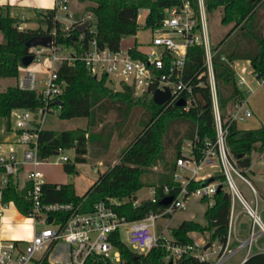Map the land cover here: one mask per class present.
Wrapping results in <instances>:
<instances>
[{
  "label": "trees",
  "instance_id": "16d2710c",
  "mask_svg": "<svg viewBox=\"0 0 264 264\" xmlns=\"http://www.w3.org/2000/svg\"><path fill=\"white\" fill-rule=\"evenodd\" d=\"M89 2L85 11L95 18V33L85 32L87 38L95 37L99 45L118 49L124 37L135 35L139 30L140 10H147L144 27L156 29L160 26L165 9L178 0H78ZM207 12L222 8L220 22L232 24L222 40L212 48V66L220 114L226 119L228 109L235 102L244 99L247 92L238 83L234 62L239 59L250 61L253 75L263 81L264 86V0H204ZM55 9L39 13L38 24L46 29H19L20 21L8 15L0 14V30L4 41L0 44V78L15 77L22 66V58L31 53L26 42L35 35H44L55 29V45L77 46L78 30L75 23L66 35L63 24L56 18ZM205 54L202 46L188 48L185 59L184 77L190 80L193 91L200 95L199 103L189 111H183L175 103L157 105L148 94L136 96L133 86L121 83V89L113 90L107 85V76L94 78L80 60L68 65L60 63L58 78L64 81V89L57 100L60 106L50 103L51 110L59 109L60 118L87 117L88 128L55 131L41 128L38 130V155L46 160L57 148L72 149L77 163L86 161L87 144L95 138L93 129L102 123L105 114L116 110L120 119L133 108L143 109L140 123L142 129L134 136L130 144L122 151L120 159L112 167L99 173L97 179L83 195H78L72 183H44L41 186V201L44 203L74 202L80 203L83 211L91 210L101 200L114 199L119 203L114 210L126 221L142 219L149 212H158L162 205L163 188L168 187L171 194L180 189V183L173 178L176 159L181 155L184 141H193L198 136L200 143L204 139H215V126L211 104V94L207 77L203 73ZM199 81L204 84L197 86ZM43 105L35 91L24 90L16 85L0 91V117L7 120L13 109L24 108L37 110ZM96 110H100L98 114ZM120 133V132H119ZM122 134V133H120ZM123 136V135H122ZM227 145L237 166L247 178L251 166L252 151L264 150V124L258 128L240 130L235 123L228 127ZM169 155V156H168ZM161 164L162 171L152 183L146 180L151 167ZM66 173L76 172L71 160L64 162ZM6 199H12L20 212H26L24 190H17L14 177L8 176ZM212 179L219 180L221 189L211 198L201 200L208 203L204 216L205 224L184 219L178 226L170 228L172 243L177 245L192 244L189 233L209 230L211 239L222 248L227 241L231 196L224 183L223 175L217 173ZM248 179V178H247ZM200 182H191L190 187L199 186ZM145 186L155 190V201L144 199L134 205L136 192ZM210 203V204H209ZM172 214H167L170 217ZM114 247L120 252V261L116 264H170L166 259L168 251L161 241L146 253H138L124 243L118 231L111 238ZM88 264H103L102 260L90 258ZM172 264H210L209 260H200L191 253H184ZM240 264H264V251L251 253Z\"/></svg>",
  "mask_w": 264,
  "mask_h": 264
},
{
  "label": "built area",
  "instance_id": "2783aa9c",
  "mask_svg": "<svg viewBox=\"0 0 264 264\" xmlns=\"http://www.w3.org/2000/svg\"><path fill=\"white\" fill-rule=\"evenodd\" d=\"M68 1L56 0L55 10L67 12ZM206 13L204 0H178L165 9L160 26L149 29L150 36L145 42L147 49L143 50L136 45L127 48L120 45L118 49H110L106 45H99L95 37L87 38L86 31L89 34L95 33V18L91 12L86 11L73 21L76 28L79 24L88 23L85 31H78L75 38L77 49L73 46L55 45V29L46 33L52 37L50 48L36 46L30 49L34 56L31 63L44 62V77H37L36 68L29 67L31 63L22 65L16 76V86L35 91L43 105L35 111L18 108L10 112L15 116L18 143L24 149L19 155L14 144L0 142V227L4 211L9 204H15L14 200L5 198L8 176L12 175L16 189L24 190L27 207L24 214L32 220V235L26 241L21 238L0 239V264H88L90 258L100 259L103 264H116L120 261V252L114 247L111 238L116 231L121 237L122 227L128 242L138 253H146L161 241L168 251L166 259L170 258L173 262L182 254L191 253L200 260H209L210 264H221L228 257L227 241L223 248L221 245L212 248L216 259L211 261L208 252L210 248H199L195 243L177 245L171 242L172 238L164 230H156L158 219L185 208L188 199L211 198L220 184L219 180L212 179L217 173L223 175L231 196L230 219L235 198L244 205L252 219L249 236L245 241L247 250H250L259 235H264V221L256 207L252 208L244 201L234 175L248 184L256 195L255 189L237 166L226 141L229 125L252 117L253 112L247 106L245 97L231 105L226 119L220 114ZM66 16L72 18L69 13ZM70 26L71 24L63 25L66 35L70 33ZM18 28L22 29L20 26ZM197 45L202 46L205 54L203 73L207 77L211 94L215 139L206 138L200 143L198 136H195V140L188 141L187 146L182 147L189 152L181 151L173 172V178L180 183V189L175 194H171L168 187H164L162 191L163 198L172 196L170 203L158 212H149L142 219L129 222L114 210L113 206L119 203L114 199L98 201L88 211H83L80 203L42 202L41 186L46 182L40 167L48 161L38 155L37 137L45 114L51 111L50 103L57 100L64 89V81L59 80L57 73L60 63L66 61L68 65H72L80 60L91 75L96 78L105 75L110 81L118 79L119 84L133 86L138 96L148 94L152 98L155 91H168L170 97L164 104H176L183 100V105H176L183 111H189L199 103L200 95L193 91L190 80L184 77L185 59L188 48ZM64 48H70L72 52L59 55ZM239 82L241 80L238 79ZM258 82L263 85L262 80ZM38 84L41 85L39 89ZM203 84V81H199L197 86L201 87ZM66 150L68 149L55 150V164L70 160L63 154ZM258 160L264 164V150L259 152ZM205 166L214 168V173L201 175ZM191 182L200 184L191 188ZM149 198L156 200L154 188ZM137 203L136 200L134 205ZM49 217L51 220H48ZM229 233L230 224L228 235ZM58 247L62 248L57 251Z\"/></svg>",
  "mask_w": 264,
  "mask_h": 264
},
{
  "label": "rangeland",
  "instance_id": "374dc122",
  "mask_svg": "<svg viewBox=\"0 0 264 264\" xmlns=\"http://www.w3.org/2000/svg\"><path fill=\"white\" fill-rule=\"evenodd\" d=\"M69 3L74 5L75 8H81L83 5L78 0H69ZM66 11L60 10V13H65ZM207 28L209 33V41L211 47L216 46L222 38L226 35V33L232 27V24L223 25L220 22L222 8H217L212 12H207ZM147 15V10H140L138 16V24L139 30L135 35L124 37L121 41V46L123 48H127L131 45H136L140 49L146 50L147 46L145 42L149 39L150 30L144 27L145 17ZM32 28L40 26L42 29H46L44 24L34 23L30 25ZM47 52V51H46ZM72 50L70 48H64L59 55H67ZM245 65L247 64L246 60H240ZM44 62L40 63H31L29 67H35L37 77L42 79L44 74L42 73ZM248 72L246 74H242L246 79L255 76L252 73L251 67L248 66ZM236 75L238 79L241 76L239 69L236 68ZM0 83V88L16 85L15 77H7L2 78ZM109 87H111L114 91L121 89V84H119L118 79L114 81L106 82ZM250 85H256L255 82L250 83ZM41 87L40 84L37 85V89ZM251 87L248 85L244 86V89L248 91ZM254 88V87H252ZM251 88V89H252ZM136 96H138L136 94ZM248 96V93H247ZM247 106L253 112L252 117L245 119L240 122L239 125L241 127L250 126L252 121L261 120L264 121V87H260L256 90L248 100ZM98 114L101 113L100 110H96ZM143 109L140 107L133 108V110L124 118L123 120L116 114V110H110L104 116V120L102 123H98L93 129H90L89 132L93 131L94 134H98L100 138H95L92 141H89L87 147L90 145V153L86 154V161L83 163H77L74 160V151L72 149H68L63 152V154L67 155L72 163L75 164L76 172L74 173H66L63 169L62 162L55 164L57 161V155H51L45 164L41 165V170L44 173L45 181L52 183H72L75 191L78 195H83L87 189L92 185V183L97 179L99 173L104 172L106 169L104 166H100L97 163V159L95 158H103L104 163H110L112 157H109L108 151L111 149H121L122 151L130 144L133 140L134 136L142 129V123H140L141 115ZM87 117H73V118H60L59 117V109L53 108L50 112H47L42 121V127L44 129L55 130V131H63V130H71L77 127L85 126L87 123ZM8 123L11 129H15V116L14 113H11L9 116ZM7 127V120L0 118V140L3 137L1 131L6 134H10V130H4ZM85 128H88V123ZM122 134H120V133ZM123 135V136H122ZM188 141H184L182 147L187 146ZM88 149V148H87ZM182 150H184L182 148ZM185 152H189L188 149L184 150ZM122 153V152H121ZM169 156V155H168ZM259 152L252 151L251 153V171L248 172L247 178L251 181V183L256 188L259 198L257 199L256 210L260 214L262 220L264 221V164L260 163L259 160ZM120 159V157H119ZM118 159V161H119ZM113 166V165H112ZM109 166L108 168L112 167ZM107 168V169H108ZM162 171L161 164L151 167L146 175V180L150 183L156 180L158 173ZM215 171L214 168L209 166H205L200 172L201 175L207 176L211 175ZM234 181L241 193V195L247 200L248 204L255 208V198L253 193L251 192L250 187L243 182L239 177L234 175ZM151 186H145L136 192V198L138 203L144 199H148L152 195ZM208 203L203 202L201 199L190 198L186 202V207L181 208L174 212L170 217H161L158 220V223L166 226V231L171 238L169 233L170 228L176 227L179 223L185 218H189L193 216L194 220L205 224L206 219L204 216L205 209ZM239 200L235 198L234 202V212L237 213L239 209ZM244 220H249L247 214L243 215ZM32 226V220L27 217L24 213L20 212L15 204H9L8 208L3 213V222L0 227V239H13L17 237L25 238L26 234L29 232ZM191 237V236H190ZM193 243L198 244L199 248H204L205 245H209V250L213 251L212 248H218L219 243L216 240L211 239V232L209 230L205 231H195L193 237H191ZM121 239L124 243H126L131 249L134 247L128 242L126 235L124 233V227L121 228ZM58 247L57 251L59 250ZM210 258L213 257V254L209 255ZM237 260V256L232 257L226 264H233Z\"/></svg>",
  "mask_w": 264,
  "mask_h": 264
},
{
  "label": "crops",
  "instance_id": "0c3cea01",
  "mask_svg": "<svg viewBox=\"0 0 264 264\" xmlns=\"http://www.w3.org/2000/svg\"><path fill=\"white\" fill-rule=\"evenodd\" d=\"M55 1L56 0H0V14L8 15L11 18H14V19L20 21V25L19 26L22 29H36V28H39L40 26L32 28L30 25L34 24V23H38L37 20H38V17H39V13H41V12L47 10V9H55ZM81 4L83 5L81 8H79V7L75 8L74 5H72L68 1V11L67 12L61 14L59 9L56 10L57 20L59 22H61L63 25L72 24L75 19L79 18L84 12H86L85 8L90 3L89 2H81ZM68 13L72 15V18H67L66 14H68ZM3 41H4V35H3L2 31L0 30V44ZM240 60H246L247 69H248V66L251 67V64H250L249 60H247V59H239V60H236L234 62V64H233L235 70L237 68V62L240 61ZM251 70H252V67H251ZM1 79L2 78H0V83L2 82ZM239 80H241V82H239V85H240V87L242 89H244L245 85H247V86L249 85L251 88L254 87L252 89L251 88L248 89V91L246 89H244L248 93V96L246 95L247 101L249 100L251 95L256 90H258L260 87H264L263 85H260L258 80L254 79L253 76L251 78H249V79H246L241 74ZM252 82L253 83L255 82L256 85H254V86L252 85L251 86L250 83H252ZM11 86H14V85H11ZM7 87H9V86L3 87V88L1 87L0 91L5 90ZM247 104H248V102H247ZM230 109H231V106L229 107L228 110H230ZM87 123H88V121H87ZM87 123H86V125H87ZM239 123L240 122L236 123V126H237L238 129H240V130H249V129H254V128L260 127L261 125L264 124V121L263 122L261 120L252 121L250 126H248V127H241L239 125ZM86 125L82 126V127H77V128H85ZM4 130H10L11 133L10 134H6L3 131H1L2 134H3V137L0 140V142L1 143H12V144H14L16 151L20 155L21 152L24 149V146L20 145L18 143V141H19L18 132L16 131V129H11L10 125H8V127H6V129H4ZM87 148H88L87 149V153L88 152L90 153V145ZM121 152H122L121 149H111L110 151H108L109 157H112V160H111L110 163H104L103 158L102 159L101 158H95V159H97L98 165L104 166V168L107 169L109 166H112V165H114L115 163L118 162V159L121 156ZM250 171H251V166H250ZM42 173H43V171H42ZM43 175H44V173H43ZM45 182H48V181H45ZM249 182H250L251 186L255 189V192H256V195L253 194L254 198H255L254 202H255V207H256L257 206V199L259 198V195H258V192H257L256 188L254 187V185L251 183L250 180H249ZM48 183H52V182H48ZM64 183H67V182H62V183H57V184H64ZM243 199L246 202V204L248 206H250L248 204L247 200L244 197H243ZM239 204L240 205H239V209H238L237 213H235L234 209H233L232 217L229 220V222H230L229 223L230 224V233L228 235L227 244H226L227 245V250L229 252L227 254L228 257L221 264H226V262L229 261L234 256H237V260L233 264H240L251 253L258 252V251H264V235L263 234L259 235V237L257 238L256 242L252 243L250 250L249 251L247 250V246H246L245 241L247 240V238L249 236L250 227H251V220L252 219H251L250 215L247 213V211L245 210L244 205L240 201H239ZM244 214L248 215V217H249L248 221L244 220V218H243ZM185 219L194 220L193 216H190L189 218H185ZM158 220H157V229L156 230L157 231L164 230L165 233L168 234V232L166 231V226H163V225L159 224ZM194 234H195V232L189 233V235L191 237H193ZM31 235H32V228L26 234L25 238H22V237H17V238H21L24 241H26V240L30 239ZM208 252H210V254H213V257L210 258V260L214 261L216 259V253H214V252L212 253L211 250H208Z\"/></svg>",
  "mask_w": 264,
  "mask_h": 264
},
{
  "label": "water",
  "instance_id": "95a60500",
  "mask_svg": "<svg viewBox=\"0 0 264 264\" xmlns=\"http://www.w3.org/2000/svg\"><path fill=\"white\" fill-rule=\"evenodd\" d=\"M88 26L87 22H84L82 24L77 25V29L80 32L85 31L86 27ZM36 46H40V47H46V48H50L52 46V37L49 34H44V35H35L33 37H31L27 42H26V48L27 49H31L33 47ZM34 56L32 53H29L27 55H25L22 58V65L23 66H27L29 65L32 60H33ZM94 78H96V76H94ZM170 97V94L168 91L165 92H161V91H155L153 96H152V101L157 104V105H162L164 104ZM54 104L60 106L61 101L60 100H55L53 102ZM177 105H183L184 101L183 100H179L176 103ZM53 154H57L56 152H54ZM221 189V185H218L217 187V191H219ZM172 199V196H167L165 198L162 199L161 203L162 205H167L170 203ZM48 220H51V217H49ZM207 247H209V245H205L204 249H206ZM173 261L170 260V264H172Z\"/></svg>",
  "mask_w": 264,
  "mask_h": 264
},
{
  "label": "bare ground",
  "instance_id": "6f19581e",
  "mask_svg": "<svg viewBox=\"0 0 264 264\" xmlns=\"http://www.w3.org/2000/svg\"><path fill=\"white\" fill-rule=\"evenodd\" d=\"M246 65L242 63V61L237 62V68L239 69V72L243 75L248 72Z\"/></svg>",
  "mask_w": 264,
  "mask_h": 264
}]
</instances>
